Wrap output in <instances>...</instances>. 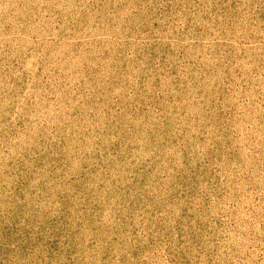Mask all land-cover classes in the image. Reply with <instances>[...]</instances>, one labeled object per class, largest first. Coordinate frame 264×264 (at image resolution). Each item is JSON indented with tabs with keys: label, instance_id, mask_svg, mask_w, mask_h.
Segmentation results:
<instances>
[{
	"label": "rangeland",
	"instance_id": "obj_1",
	"mask_svg": "<svg viewBox=\"0 0 264 264\" xmlns=\"http://www.w3.org/2000/svg\"><path fill=\"white\" fill-rule=\"evenodd\" d=\"M0 264H264V0H0Z\"/></svg>",
	"mask_w": 264,
	"mask_h": 264
}]
</instances>
